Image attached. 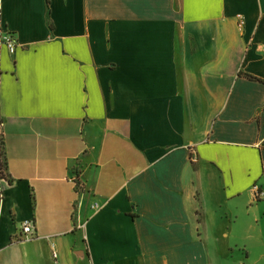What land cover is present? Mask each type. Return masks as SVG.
<instances>
[{"label": "crops", "instance_id": "0c3cea01", "mask_svg": "<svg viewBox=\"0 0 264 264\" xmlns=\"http://www.w3.org/2000/svg\"><path fill=\"white\" fill-rule=\"evenodd\" d=\"M0 28V264H264V0H0Z\"/></svg>", "mask_w": 264, "mask_h": 264}, {"label": "built area", "instance_id": "2783aa9c", "mask_svg": "<svg viewBox=\"0 0 264 264\" xmlns=\"http://www.w3.org/2000/svg\"><path fill=\"white\" fill-rule=\"evenodd\" d=\"M4 44L10 53H13L16 47V39L10 32H2L0 28V45ZM75 181V179H74ZM257 199H264V189L256 188ZM22 238H31L34 234V224L32 220H25L21 225Z\"/></svg>", "mask_w": 264, "mask_h": 264}, {"label": "trees", "instance_id": "16d2710c", "mask_svg": "<svg viewBox=\"0 0 264 264\" xmlns=\"http://www.w3.org/2000/svg\"><path fill=\"white\" fill-rule=\"evenodd\" d=\"M244 75L246 77H248L249 79H255V80H257V78L254 77V76H252V75H249V74H244ZM0 125H1V121H0ZM0 146H1V150H2V151H0V179L5 178V179H7V181L9 183H11L12 180H11V178H9L7 176L8 174L6 173L7 161H6V157H5L4 140H3V134H2V132H1V135H0ZM4 172L6 173V176H5V173Z\"/></svg>", "mask_w": 264, "mask_h": 264}, {"label": "rangeland", "instance_id": "374dc122", "mask_svg": "<svg viewBox=\"0 0 264 264\" xmlns=\"http://www.w3.org/2000/svg\"><path fill=\"white\" fill-rule=\"evenodd\" d=\"M0 135H1V131H0ZM0 151H2V150H1V146H0ZM1 158H2V157H1ZM4 173H5V172H4ZM5 176H6V173H5ZM4 179H5V178H4Z\"/></svg>", "mask_w": 264, "mask_h": 264}]
</instances>
